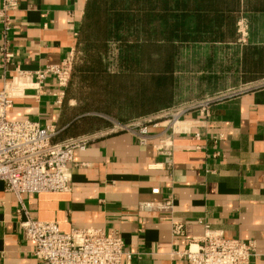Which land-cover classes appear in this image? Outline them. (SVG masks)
<instances>
[{"label": "crops", "instance_id": "obj_1", "mask_svg": "<svg viewBox=\"0 0 264 264\" xmlns=\"http://www.w3.org/2000/svg\"><path fill=\"white\" fill-rule=\"evenodd\" d=\"M88 1L18 0L6 37L13 59L5 69L0 62V91L16 69L58 64L71 51L75 64L85 59L82 32ZM134 2L135 22L124 30L129 38L137 35L134 62L159 66L170 60L172 66L164 92L168 100L150 110L147 119L195 98L227 90L236 95L213 104L208 116L198 110L185 113L177 126L180 132L167 142L169 156L155 149L159 138L170 134L165 119L149 127L151 139L145 145L128 131L91 135L86 150L75 153L79 166L67 170L69 191L24 196L26 215L18 212V201L0 182V264H41L19 227L26 217L55 222L62 233L98 229L116 234L131 256L125 264H186L174 253L199 238L205 226L229 239L254 242L256 257L250 264H264V0ZM147 30L150 50L142 59ZM4 42L0 23V49ZM73 73L60 105L59 89L48 80L39 93L27 90L14 99L7 119L52 128L56 141L89 134L74 131L86 117L66 114L78 109L69 95ZM196 133L199 139H194ZM153 189L159 193L153 195ZM168 200L172 212L140 209L144 203ZM176 225L182 227L179 236L173 233Z\"/></svg>", "mask_w": 264, "mask_h": 264}, {"label": "built area", "instance_id": "obj_2", "mask_svg": "<svg viewBox=\"0 0 264 264\" xmlns=\"http://www.w3.org/2000/svg\"><path fill=\"white\" fill-rule=\"evenodd\" d=\"M18 5V0H3L0 8L5 40L0 49V62L4 69L13 59L6 37L13 27L11 13L18 9ZM245 29V26L240 28L243 38L246 36ZM75 62V52L71 51L58 64L35 71L16 69L10 79H4L0 91V182L4 184V190L16 198L20 206L18 212L22 214L26 215L24 196L69 191L67 170L79 166L75 153L84 152L94 136L82 135L56 141L57 132L52 128H43L29 120L10 121L6 117L7 112L14 99L23 96L27 90L39 93L48 80L54 81L59 89L56 96L57 104L60 105L64 91L71 82ZM233 95H236L234 90H227L190 105L162 111L154 118L144 117L128 124H117L109 132H132L145 145L151 139L149 127L156 128L159 121L165 119L170 134L159 138L155 149L158 154L169 156L171 143L167 142L172 134L180 132L177 126L185 113L198 110L201 115L208 116L213 104L232 98ZM193 137L199 139L201 136L196 133ZM151 193L156 195L159 190L153 189ZM140 209L147 212H172L173 202L144 203ZM19 227L24 240L32 243L33 256L41 264H125L131 260L123 240L116 234L107 235L98 229H73L62 233L55 222L36 221L29 217L21 221ZM181 228L176 225L174 235H181ZM174 255L186 264H250L256 257L254 242L226 238L221 231L208 226L204 227L199 238L190 240L184 250Z\"/></svg>", "mask_w": 264, "mask_h": 264}, {"label": "trees", "instance_id": "obj_3", "mask_svg": "<svg viewBox=\"0 0 264 264\" xmlns=\"http://www.w3.org/2000/svg\"><path fill=\"white\" fill-rule=\"evenodd\" d=\"M135 4L134 0L88 1L86 6L87 22L82 32L83 37L85 36L84 44L87 53L80 64H75L73 77L75 79L80 73L91 71L102 80H105L108 86L120 84V87H122L125 79L133 78L135 75L138 76L142 83L138 87L140 88L139 93L135 96V102L138 105L136 111L139 117H144L150 115V110L154 107H158L168 100L164 92L171 83L172 66L170 60H166L164 64L159 66H154L155 70L152 71L151 69L137 68L134 60L129 58L123 60L119 72L111 73L103 66L100 58V54L104 51L105 44L108 41L119 42L126 50H133L135 45H139L137 35L133 34L129 38L124 33V30L135 22ZM144 9L142 8V10ZM106 14H108L107 17L102 18V15L106 16ZM91 34H96V44L90 43ZM150 43V33L148 30L144 31L140 45L142 59H144V53L146 57L148 56ZM103 114L109 115L107 111ZM83 121H88V118H84Z\"/></svg>", "mask_w": 264, "mask_h": 264}, {"label": "rangeland", "instance_id": "obj_4", "mask_svg": "<svg viewBox=\"0 0 264 264\" xmlns=\"http://www.w3.org/2000/svg\"><path fill=\"white\" fill-rule=\"evenodd\" d=\"M91 36L90 43L96 44V34H91ZM133 52L132 49H124L117 42H110L106 57L104 59L101 57L103 66L111 73L118 72L123 60L135 57ZM136 67L153 70L154 65L136 63ZM141 83L138 76L135 75L133 78L125 79L122 87H120V84L108 86L105 80H102L91 71L80 73L73 80L71 88H69V95L75 98L78 103L77 113L67 111L66 114L67 117L71 115L83 116L88 118V121H82L74 131L88 130L89 134L83 135L89 136L104 134L112 130L117 124L124 125L138 119L139 116L136 111L138 105L135 102V96L139 93L140 88L138 87ZM202 99L195 98V100L185 101L177 106L190 105ZM105 111L109 115L103 114Z\"/></svg>", "mask_w": 264, "mask_h": 264}]
</instances>
